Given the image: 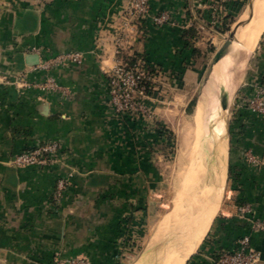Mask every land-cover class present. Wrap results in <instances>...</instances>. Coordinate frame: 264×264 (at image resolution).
I'll list each match as a JSON object with an SVG mask.
<instances>
[{"label": "crops", "instance_id": "crops-1", "mask_svg": "<svg viewBox=\"0 0 264 264\" xmlns=\"http://www.w3.org/2000/svg\"><path fill=\"white\" fill-rule=\"evenodd\" d=\"M127 1L0 0V264H52L56 256L85 257L90 264H120L123 237L129 235L137 216L145 213L146 193L150 192L146 188L154 171L155 176L157 173L146 152L153 133L144 129L143 120L113 110L106 76L116 64L112 34ZM198 1L152 0L154 12L173 9L178 24L157 27L144 22L142 34L123 52L143 55L170 74L161 87L163 92L173 91L181 108L183 89L197 77L194 57L186 56L190 52L183 34ZM235 1L242 0H230ZM262 36L237 101L251 93L253 80L264 82ZM68 51L82 52L83 62L54 66L49 71L35 68L40 61ZM236 54L221 59L211 76L230 77L240 62ZM32 56H39L37 64H30L35 61ZM23 73L29 83L53 75L70 92H45L26 82L17 84ZM149 106L159 120L167 117L162 101L151 100ZM193 129L192 121L181 135L183 188L191 182ZM235 138L241 144L231 150L230 166L239 168L237 200L250 203L264 221V116L250 115ZM50 140L60 143L61 163L48 167L12 164L16 154ZM224 145L227 151L228 142ZM244 149L251 150L258 162L250 164L241 153ZM71 168L76 173L62 200L56 202V181ZM219 223L213 224L209 236L185 264H216L213 254L233 248L244 234L251 235L260 264H264V230L253 231L230 214Z\"/></svg>", "mask_w": 264, "mask_h": 264}, {"label": "built area", "instance_id": "built-area-1", "mask_svg": "<svg viewBox=\"0 0 264 264\" xmlns=\"http://www.w3.org/2000/svg\"><path fill=\"white\" fill-rule=\"evenodd\" d=\"M152 0H128L121 11L118 21L115 22L112 34L115 53L117 56L115 66L106 71L108 79V94L110 105L120 115L131 116L144 121V129L149 132L161 130L158 121L152 119L149 102L151 100L163 101L161 82L170 77L164 70L144 58L143 55H125L123 52L136 37L142 34L140 27L146 21L153 26L177 25L175 11L171 8L154 12L151 7ZM230 0H199L192 6L193 16L188 20L186 27L195 28L199 33L210 27H219L227 14ZM209 18L208 20H206ZM207 21V22H206ZM209 23V24H208ZM40 54V49L31 48ZM131 58L135 59L133 62ZM84 54L79 51H68L56 54L38 63L43 71H49L54 66H64L71 63L81 64ZM174 79V77L171 76ZM26 82L41 91L66 94L69 89L62 85L53 75L36 82H27L25 74H20L16 83ZM252 91L238 99L235 111L240 108L249 110L256 116H264V82L259 79L250 83ZM246 160L250 164L258 162L251 153H246ZM12 164L17 167L38 166L48 167L62 162L60 143L57 140L45 141L35 147L28 148L12 158ZM76 170L71 168L60 176L55 184L53 199L62 200L72 182ZM238 217L249 224L253 231L264 230V221L258 218L250 203L237 208ZM216 264H260L259 251L253 246L251 235L244 234L237 238L233 248H223L212 256ZM52 264H90L88 258L75 256L64 258L56 256Z\"/></svg>", "mask_w": 264, "mask_h": 264}, {"label": "rangeland", "instance_id": "rangeland-1", "mask_svg": "<svg viewBox=\"0 0 264 264\" xmlns=\"http://www.w3.org/2000/svg\"><path fill=\"white\" fill-rule=\"evenodd\" d=\"M248 1L249 0H242L238 2L235 1L233 4L229 2L230 4L228 5L227 14L223 21L219 23V27L206 28L198 34L197 38L194 39L193 42L194 44H196V47L200 50V54L193 58V71L197 74L196 80L194 78V81H192L190 84H188V86L183 89V98L179 101L184 104L183 106L185 108L187 101L190 97H196L198 99L202 85L204 83V77L208 71L214 54L222 46L225 39L229 36L230 31L234 26V23L239 19L242 12L247 7ZM208 19L209 18H207L206 20ZM238 44L239 43L237 41V45L235 47L236 51L234 50L230 54L233 53L234 55L237 50H239ZM257 48L253 51H249L247 53L245 52L246 55L241 58L244 59L246 63V58L253 52L249 61L244 66L242 81L231 101L232 103L229 110V123H231L233 120V114L235 113L234 111L237 101V94L248 78V74L252 66V61L254 60L253 58L255 56L254 54ZM241 52L243 51H240V53ZM240 53H237V55L240 56ZM230 56L231 55H229V57ZM162 96V103H164V106L167 108V117L162 118L161 121L157 118L154 110L151 109V114L153 115L152 119L153 121H158L157 124H159V126L161 127L160 129L167 130L170 133L164 131L163 136L159 138L157 137V139L152 137L149 149L146 150V152H149L148 154L153 165L152 168H155L157 173L155 176L154 171L152 175L153 179L152 181L150 180V185H148V188H146V190L148 191L150 189V192L146 191L148 193H146L147 197L145 201V213L142 212L139 214V216H137L136 223L134 225H131L129 235L123 237V247L121 249H123L124 254H121L120 264H134L143 252H145L148 248L152 247L157 241H159L165 234L169 232H165V227L163 228V224H168L169 218L175 214V211L173 210L178 211L180 207L185 206V203L187 202V197L189 195V192L191 191L190 187L189 189H186L183 188V186H181L180 184V175L184 166V164L183 166L181 164V162L184 161L181 159V152L183 151L181 144V135L186 129V127L189 125V123L192 122L195 107L192 110H190L188 107L186 109H184V107L181 108V103L177 104L175 102L173 91L168 90V92H163ZM192 138L194 141L195 137L192 136ZM242 144L244 145V143ZM194 146L196 147L195 141L192 148V161L193 154L195 151ZM231 150L232 148L230 144V152ZM247 152H251V150L244 149L241 152L245 159ZM211 157V151L209 150V163L210 160L211 162L213 160ZM199 160L205 161L204 154ZM236 190H238L237 182L233 180L229 174L227 188L223 197L222 208L218 213L213 224H220V220H222V217L226 216V214L238 217L237 208L245 203H240L238 201L239 199L237 200L238 193H236ZM213 224L210 227L203 241L206 240L207 236H209L210 232L212 231Z\"/></svg>", "mask_w": 264, "mask_h": 264}, {"label": "bare ground", "instance_id": "bare-ground-1", "mask_svg": "<svg viewBox=\"0 0 264 264\" xmlns=\"http://www.w3.org/2000/svg\"><path fill=\"white\" fill-rule=\"evenodd\" d=\"M251 1L255 5L254 16L237 31L239 50L236 53H240V51L247 53L256 49L261 36L264 34V0ZM245 18H247V13L241 19L244 20ZM242 57H239V64L230 71L229 76L231 78L227 76L224 79L230 90L225 108H223L219 98L220 86L218 77L213 78L211 76L202 92L200 104L192 117L194 129L191 135L195 137L196 147L194 146L195 151L192 166H190L191 182L187 186L188 189L189 187L191 188V191L185 206L180 207L179 210L176 208L178 211L173 210L175 214L169 218L168 224L162 223L163 228L165 227V232H168L175 225L178 228L190 229V226L194 228L187 236L180 238L166 249L165 253L160 257L159 264H185L199 248L203 238L209 231L213 217L219 211L222 199L221 185L223 176L214 156L217 140L221 134L225 133L230 100L239 84L238 75H240L242 67H244L245 60L241 59ZM223 148L226 154V145ZM208 150L214 154L210 163L208 162ZM203 154L205 161L199 160ZM143 264H154V260L150 259Z\"/></svg>", "mask_w": 264, "mask_h": 264}, {"label": "water", "instance_id": "water-1", "mask_svg": "<svg viewBox=\"0 0 264 264\" xmlns=\"http://www.w3.org/2000/svg\"><path fill=\"white\" fill-rule=\"evenodd\" d=\"M254 10L255 5L252 3L251 0L248 1V5L245 8V10L242 12L247 13V18L244 20L241 19V16L239 19L234 23V26L232 27L229 36L225 39L222 46L216 51L214 54L210 66L208 68V71L204 77V83L209 80L211 77L212 72L214 71L215 65L220 62L221 59H223L225 56L230 54L235 50L236 44H237V31L239 28L243 25H245L248 21H250L254 16ZM241 14V15H242ZM253 53V52H252ZM252 53L248 55L246 58V63L249 61L250 57L252 56ZM246 53L243 51L240 53V56H245ZM32 58L35 59V61L31 62L30 64L34 65L39 62V56H32ZM245 63V64H246ZM219 78V86H220V93L219 98L221 100L223 108L227 105V96L229 94V88L225 83L224 77L221 75ZM230 110V109H229ZM228 142V149L226 151H223L224 142ZM225 155V156H224ZM214 159L219 164V167L221 169V173L223 176V181L221 185V193H222V199L223 200L226 188H227V182L229 180V174H230V123H229V117L226 119V127H225V133L221 134L219 139L217 140L216 150H215V156ZM220 202V203H221ZM218 215V212H216L215 216L212 219L211 226L213 222L215 221L216 217ZM194 225V224H193ZM210 226V227H211ZM194 228L193 226H190V229L188 228H178L177 225L173 226L167 234H165L159 241H157L152 247L148 248L145 252L141 254L139 259L134 264H143L146 263L148 260L153 259L154 264H159V260L162 254L165 253L166 249L169 248L174 242L179 240L180 238H183L187 236L190 231Z\"/></svg>", "mask_w": 264, "mask_h": 264}, {"label": "trees", "instance_id": "trees-1", "mask_svg": "<svg viewBox=\"0 0 264 264\" xmlns=\"http://www.w3.org/2000/svg\"><path fill=\"white\" fill-rule=\"evenodd\" d=\"M198 34L199 32H197L195 28L193 27H190L184 31L183 35H184L185 46L186 48L189 49V52H190V55L186 52L187 58H189L191 55L195 57L198 54H200V50L194 46V42L192 41V39L194 40L195 38L198 37ZM130 60L133 62L135 59L131 58ZM196 101H197L196 97L192 99V101L190 102L188 106L190 110H192L195 107ZM233 115H234L233 120L230 125V144H231L232 149H234L235 147H238V145L241 144V142H238V140L235 138L237 131L243 128L244 121L249 120L250 115H254V114H252L249 110L245 108H240L236 110V112ZM135 120L138 121L139 119H135ZM164 131L166 132L167 130H162V129L157 130L156 132L152 134V137L157 139V137L159 138L163 136ZM168 132L169 131H167V133ZM238 169L239 168L236 166H231V169H230V176L235 181L238 180V176H239V172H237Z\"/></svg>", "mask_w": 264, "mask_h": 264}]
</instances>
